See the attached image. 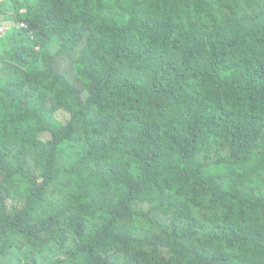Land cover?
Returning <instances> with one entry per match:
<instances>
[{
  "label": "trees",
  "instance_id": "obj_1",
  "mask_svg": "<svg viewBox=\"0 0 264 264\" xmlns=\"http://www.w3.org/2000/svg\"><path fill=\"white\" fill-rule=\"evenodd\" d=\"M9 16L0 264H264V0L1 2Z\"/></svg>",
  "mask_w": 264,
  "mask_h": 264
},
{
  "label": "rangeland",
  "instance_id": "obj_2",
  "mask_svg": "<svg viewBox=\"0 0 264 264\" xmlns=\"http://www.w3.org/2000/svg\"><path fill=\"white\" fill-rule=\"evenodd\" d=\"M11 10L13 11V7L11 8ZM10 17V18H9ZM7 18H5V20L7 21L8 23V30L7 32L5 33H0V48L3 47L4 45H6V38H7V35L9 33L12 32L13 30V27L16 25L15 23V17L14 16H9ZM7 33V34H6ZM0 63L2 64L3 67H6V62H5V59H4V56L1 55V58H0ZM58 67L60 68V71L61 72H66V71H69L67 73V75L71 78H74V76L76 75V69L73 67L72 65V61L71 59L69 58H66L64 60H60L58 62ZM13 75H16L15 72H12ZM4 73L2 72L1 73V78L4 77ZM25 78V77H24ZM84 82H79L80 83V87L79 89L81 90V94L84 98H86L88 95H89V92H90V87L86 86V84L88 83V81L86 80H83ZM60 118L62 120H66V115L65 114H60ZM40 140L44 143H46L48 140H50V134L48 133H44L41 135V138ZM28 165L32 167V169H35L36 168V163L35 161L33 160V158L30 156L28 159ZM68 162H62V165L64 164L65 166L67 165ZM31 171L29 169H25V173H30ZM71 181V177L70 175L66 174V173H62L60 175V178L58 181H56V184H59L61 181ZM21 185H24L26 183V179L25 178H21V181H20ZM52 195L53 197L56 199V201L60 202L61 199H62V196H63V193L60 192V190H53L52 191ZM52 199L49 198L48 202L44 203V206L45 207H48V204H49V201H51ZM152 205L150 203H141L139 205H137V208L139 209H144V212H148L150 209H151ZM15 207L13 205H11L10 207V211L12 212V210L14 209ZM260 222H263L262 219H260ZM130 224L132 226V228L139 234V235H144V234H147V235H152L156 228L153 224H151L150 222H148L147 220L145 219H139V220H130ZM73 240H71L70 242V246L72 247L73 246Z\"/></svg>",
  "mask_w": 264,
  "mask_h": 264
},
{
  "label": "built area",
  "instance_id": "obj_3",
  "mask_svg": "<svg viewBox=\"0 0 264 264\" xmlns=\"http://www.w3.org/2000/svg\"><path fill=\"white\" fill-rule=\"evenodd\" d=\"M5 1H11V0H0V3H1V2H5ZM21 27H22V28H26L27 26H26L25 23H22V24H21ZM4 31H5V28H4V27H0V33L4 32Z\"/></svg>",
  "mask_w": 264,
  "mask_h": 264
},
{
  "label": "clouds",
  "instance_id": "obj_4",
  "mask_svg": "<svg viewBox=\"0 0 264 264\" xmlns=\"http://www.w3.org/2000/svg\"><path fill=\"white\" fill-rule=\"evenodd\" d=\"M6 2V1H5ZM22 24V23H21ZM21 24H20V27H21ZM26 24V23H25ZM26 26H27V24H26ZM3 27L5 28V31L4 32H2V33H5V32H7V30H8V27L6 26V25H3ZM22 28V27H21ZM26 28H28V27H26Z\"/></svg>",
  "mask_w": 264,
  "mask_h": 264
},
{
  "label": "crops",
  "instance_id": "obj_5",
  "mask_svg": "<svg viewBox=\"0 0 264 264\" xmlns=\"http://www.w3.org/2000/svg\"><path fill=\"white\" fill-rule=\"evenodd\" d=\"M2 20H3V19H2ZM3 25H6V26L8 27V23H7V21H6V22H4V21L0 22V27H3Z\"/></svg>",
  "mask_w": 264,
  "mask_h": 264
}]
</instances>
